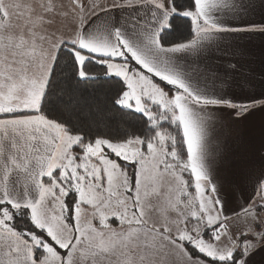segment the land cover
<instances>
[{
  "label": "snow or ice",
  "instance_id": "6c2138e0",
  "mask_svg": "<svg viewBox=\"0 0 264 264\" xmlns=\"http://www.w3.org/2000/svg\"><path fill=\"white\" fill-rule=\"evenodd\" d=\"M257 35L264 0H0V264H264Z\"/></svg>",
  "mask_w": 264,
  "mask_h": 264
},
{
  "label": "crops",
  "instance_id": "0c3cea01",
  "mask_svg": "<svg viewBox=\"0 0 264 264\" xmlns=\"http://www.w3.org/2000/svg\"><path fill=\"white\" fill-rule=\"evenodd\" d=\"M238 52L243 53V55H238L235 57L237 62L241 65L240 72L244 75L248 73H253L256 78L259 79V74L264 72V37L253 36L251 38L245 36L241 39L232 41V46L223 49L224 53L227 52ZM218 58L209 59L205 61L203 58L197 63L203 66L206 62L211 66H219L224 60L228 59L227 55L217 53L215 54ZM259 116L254 118L255 120V131L251 138V152L253 155L260 149V132H259ZM218 138L221 139V143L228 148L230 154L233 153L235 158V153H240L242 150L241 145L231 137L227 129L218 130Z\"/></svg>",
  "mask_w": 264,
  "mask_h": 264
},
{
  "label": "trees",
  "instance_id": "16d2710c",
  "mask_svg": "<svg viewBox=\"0 0 264 264\" xmlns=\"http://www.w3.org/2000/svg\"><path fill=\"white\" fill-rule=\"evenodd\" d=\"M177 38H178V37H177L176 34H173V36L170 37V39H177ZM80 119H81V121H82V122L85 124V126H86L87 123L89 122V120H88V116H87V112H86V111H85L84 114H80ZM106 123H107L108 127H109L110 129H112L113 131H116V130H118V129L121 127V125H119V124L117 123L116 120H109V121H107Z\"/></svg>",
  "mask_w": 264,
  "mask_h": 264
},
{
  "label": "rangeland",
  "instance_id": "374dc122",
  "mask_svg": "<svg viewBox=\"0 0 264 264\" xmlns=\"http://www.w3.org/2000/svg\"><path fill=\"white\" fill-rule=\"evenodd\" d=\"M219 140L221 141V139H219ZM222 144H224V143L222 142ZM210 147H215V144H212ZM231 155L234 158L233 153H231ZM238 155H239V153H235V157L238 156Z\"/></svg>",
  "mask_w": 264,
  "mask_h": 264
}]
</instances>
